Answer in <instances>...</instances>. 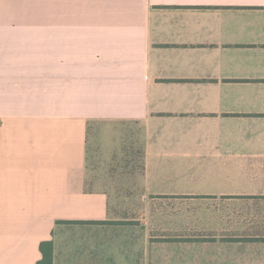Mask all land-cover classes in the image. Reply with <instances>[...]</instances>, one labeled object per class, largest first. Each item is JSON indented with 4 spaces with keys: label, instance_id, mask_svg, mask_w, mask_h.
Here are the masks:
<instances>
[{
    "label": "crops",
    "instance_id": "0c3cea01",
    "mask_svg": "<svg viewBox=\"0 0 264 264\" xmlns=\"http://www.w3.org/2000/svg\"><path fill=\"white\" fill-rule=\"evenodd\" d=\"M44 1L0 14V264H101L128 143L148 196H264V0Z\"/></svg>",
    "mask_w": 264,
    "mask_h": 264
},
{
    "label": "rangeland",
    "instance_id": "374dc122",
    "mask_svg": "<svg viewBox=\"0 0 264 264\" xmlns=\"http://www.w3.org/2000/svg\"><path fill=\"white\" fill-rule=\"evenodd\" d=\"M46 11L44 0L34 4H0L4 23H11L6 20L12 17L11 14L43 16ZM141 159V150L128 143L114 155V161L102 173L101 178L110 195V216L109 223L99 229L102 240L108 239V244L101 246V264H150L153 230H217L225 233L244 230L255 215L258 205L244 199L148 196L140 180ZM179 255L171 256V259ZM259 257L264 261L263 252Z\"/></svg>",
    "mask_w": 264,
    "mask_h": 264
},
{
    "label": "trees",
    "instance_id": "16d2710c",
    "mask_svg": "<svg viewBox=\"0 0 264 264\" xmlns=\"http://www.w3.org/2000/svg\"><path fill=\"white\" fill-rule=\"evenodd\" d=\"M236 198L258 205L244 230L225 233L217 230H153L150 236V264H264L261 257L258 258L259 253H264V204H259L261 201L264 203V196ZM40 249L43 256L36 264H53V242L43 241ZM201 251L204 254L200 255ZM178 254L182 256L171 259Z\"/></svg>",
    "mask_w": 264,
    "mask_h": 264
}]
</instances>
